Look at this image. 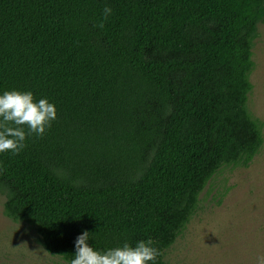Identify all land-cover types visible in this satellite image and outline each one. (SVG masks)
Returning a JSON list of instances; mask_svg holds the SVG:
<instances>
[{"label":"trees","instance_id":"obj_1","mask_svg":"<svg viewBox=\"0 0 264 264\" xmlns=\"http://www.w3.org/2000/svg\"><path fill=\"white\" fill-rule=\"evenodd\" d=\"M263 23L264 0H0V91L57 108L0 154L4 215L68 264L85 230L98 249L151 239L167 264L214 178L263 148Z\"/></svg>","mask_w":264,"mask_h":264},{"label":"rangeland","instance_id":"obj_2","mask_svg":"<svg viewBox=\"0 0 264 264\" xmlns=\"http://www.w3.org/2000/svg\"><path fill=\"white\" fill-rule=\"evenodd\" d=\"M250 111L264 131V23L253 49ZM0 264H68L45 251L37 233L3 213ZM167 264H264V145L247 168L220 172L201 195L197 213L166 254Z\"/></svg>","mask_w":264,"mask_h":264},{"label":"clouds","instance_id":"obj_3","mask_svg":"<svg viewBox=\"0 0 264 264\" xmlns=\"http://www.w3.org/2000/svg\"><path fill=\"white\" fill-rule=\"evenodd\" d=\"M112 13L105 5L97 26L103 28ZM56 119V105L47 98L36 99L30 90L0 91V154H19L27 138L43 137ZM90 234L85 230L77 235L69 264H157L159 253L151 239L134 244L125 240L116 247L98 249L89 243Z\"/></svg>","mask_w":264,"mask_h":264}]
</instances>
